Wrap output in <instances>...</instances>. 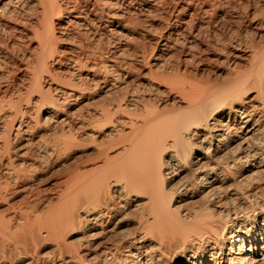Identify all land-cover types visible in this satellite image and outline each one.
Masks as SVG:
<instances>
[{"label":"bare ground","instance_id":"obj_1","mask_svg":"<svg viewBox=\"0 0 264 264\" xmlns=\"http://www.w3.org/2000/svg\"><path fill=\"white\" fill-rule=\"evenodd\" d=\"M3 1L0 56L21 54L0 68V264H264V49L215 29L257 13ZM215 33L224 81L206 76L217 51L200 45Z\"/></svg>","mask_w":264,"mask_h":264},{"label":"rangeland","instance_id":"obj_2","mask_svg":"<svg viewBox=\"0 0 264 264\" xmlns=\"http://www.w3.org/2000/svg\"><path fill=\"white\" fill-rule=\"evenodd\" d=\"M6 0H4L3 2H5ZM229 1H231V2H229ZM237 2V3H236ZM238 2H239V4H238ZM245 2V3H244ZM263 2V3H262ZM225 6H227V8L225 7V6H222L221 8V10L222 11H224L226 14H227V16L228 17H234V16H236V15H238L237 17H242V16H244L243 14H244V12H246V9H248L249 10V12H251V14H256L255 16H257L255 19H257L258 21L260 20L261 22H259V24H260V26H259V24L258 25H255V24H257L256 22H254V23H251V22H248V21H246V20H244V19H241V20H244V22L243 21H241V20H239V19H233L232 18V20H229V22H222V23H220L221 22V20H219L218 21V23L215 25V29L216 28H218V29H216V30H219V31H217L219 34H221V35H225L226 36V34H227V32H228V34H227V36L229 35V33H231V27H233V28H237L239 31H241V32H243L242 33V38H241V40H242V42L244 43V42H246L245 44H243L244 46H246L247 45V43L251 40V38L253 37L254 38V42H256V44H257V42H259L257 45V47H258V49H260V48H262V49H264V11H262L263 9H264V0H227V2H226V0H223V2H222ZM226 3H231V4H226ZM234 3V4H233ZM236 4V5H235ZM235 5V6H234ZM261 5V6H260ZM230 6H233V7H230ZM236 6H238V7H236ZM244 6H246V7H244ZM260 6V7H259ZM224 8V9H223ZM230 8V9H229ZM262 8V9H261ZM234 9V10H233ZM238 9V10H237ZM245 11H244V10ZM226 10V11H225ZM27 13V15H25V17H27L29 20H33L32 18L33 17H35V15L33 14V15H31L32 13H31V11L29 10H25ZM236 12H239L238 14L236 13ZM261 12H263V13H261ZM219 13H221V11H219ZM228 13H230V15L228 14ZM231 13H233V14H235V15H233V14H231ZM241 13V16L239 15ZM259 13H260V15H259ZM217 15H219V14H217ZM261 16H262V18H261ZM234 20V21H233ZM238 20V21H237ZM256 20V21H257ZM15 21V20H14ZM14 21L13 20H10V22H9V24H11V25H13V23H14ZM237 21V22H236ZM257 21V22H258ZM242 23V25H241V23ZM246 22H248L247 24H248V26H247V24H245ZM230 23V24H229ZM236 23V24H235ZM218 24H220L219 25V27H218ZM232 25V26H231ZM238 25V26H237ZM245 25V26H244ZM251 25H252V27H251ZM254 25L255 26H257V27H254ZM217 26V27H216ZM223 26V27H222ZM237 26V27H236ZM227 27H230V28H227ZM239 27V28H238ZM247 28V29H246ZM223 29V30H222ZM227 30H229V31H227ZM244 30H246V31H244ZM254 33H253V32ZM245 32V33H244ZM252 32V33H251ZM233 34H234V32H232ZM240 33V32H239ZM248 34L251 38H249L248 39V37H247V35H245V34ZM138 34V35H137ZM216 34V33H215ZM233 34H232V36H233ZM244 34V35H243ZM254 34V35H253ZM134 36L136 37V39L134 40V43L138 46V48H142V47H144L146 44H147V41L146 40H144L143 41V39H140L141 37H140V33L139 32H137V33H135L134 34ZM138 36V37H137ZM207 35H205V36H201V38H200V45H201V47L202 48H205V50H207L206 48H208L209 49V51L211 52H213V50H216L217 52H214L215 54H216V56H217V59L219 60H217L218 62H216V60H213L212 62H210V63H208L209 65V67H208V69H212L211 71L209 70H207L209 73L208 74H206V76L207 77H211V78H213L212 80L213 81H217V78H218V81H224L223 79H226L225 77H228L227 76V74H228V66H227V64H226V61H224V62H220V61H222V60H224V58H225V56L227 55V52H222L221 51V53L219 52V44H220V38L221 37H219V35H214V34H211L210 36L211 37H206ZM246 36V37H245ZM6 37V36H5ZM28 37H30L31 38V40L29 41V38ZM204 37H205V39H204ZM215 38V39H213V38ZM217 37V38H216ZM218 37H219V40H218V42H217V39H218ZM234 37H235V35H234ZM240 37H241V33H240ZM244 37L247 39H244ZM207 38H210V39H208L207 40ZM212 38V39H211ZM252 38V39H253ZM6 39H9L8 37H6ZM34 38H32L31 37V35H28V36H26L25 38L23 37L21 40H20V43L22 44V46H20V48L22 49V51L23 50H25V51H23L25 54H28L29 52V54H33V53H35V39L33 40ZM202 40H203V42H202ZM210 40V42H208ZM244 40V41H243ZM246 40V41H245ZM33 41V42H32ZM146 41V42H145ZM145 42V43H144ZM210 43V44H209ZM217 43V45H215V44ZM0 44H1V42H0ZM210 46H209V45ZM211 44H213V45H211ZM24 45V46H23ZM208 46V47H207ZM213 46V47H212ZM218 46V47H217ZM211 47V48H210ZM216 47V48H215ZM256 47V48H257ZM260 47V48H259ZM24 48V49H23ZM213 48V49H212ZM28 49V50H27ZM10 50H11V52H10V54L9 55H11L12 56V54H14V57L15 58H12L11 56V58L9 57V55H8V57L10 58H2L1 56H0V60H1V67L0 68H2V69H4V70H6V69H10L11 67H12V65L11 64H13V62L14 61H17V59H16V57L18 58L19 57V55L21 54V50L20 51H18V49H16V48H10ZM231 50V49H230ZM14 51V52H13ZM17 51H18V53H17ZM232 52H236V53H243V50L240 52L239 50H236V51H234V50H231ZM32 52V53H31ZM229 52V51H228ZM1 55V54H0ZM15 55H18V56H15ZM173 56V57H172ZM219 56V57H218ZM172 57V58H171ZM174 58V55H171V56H169V59L170 60H172ZM223 58V59H222ZM7 59V60H6ZM16 59V60H15ZM3 60V61H2ZM4 61H6V62H4ZM249 61V58H247V59H244L243 60V62L242 61H239V63H241V64H237L238 65V67L242 70H246L247 69V67L249 66L248 64H247V62ZM4 64V65H3ZM7 64V65H6ZM223 64H226V65H223ZM212 65H214L213 67H212ZM217 65V66H216ZM224 66V67H223ZM6 67V68H5ZM211 67V68H210ZM227 68V69H226ZM215 69V70H214ZM222 69V70H221ZM239 69V70H240ZM244 70V71H245ZM213 71V72H212ZM227 71V72H226ZM211 72V73H210ZM217 72V73H216ZM205 73H207V72H205ZM224 73H226V74H224ZM210 74V75H209ZM64 75V74H63ZM135 75H136V73H135ZM145 75V74H144ZM209 75V76H208ZM215 75V76H214ZM205 76V77H206ZM142 77H145L146 78V75L145 76H143V75H141V78ZM206 77V78H207ZM220 77V78H219ZM138 78H140V76H138ZM211 78H209V80H211ZM144 79V78H143ZM219 79H222V80H219ZM10 81H11V77H1L0 78V86H6V85H10L11 83H10ZM2 84V85H1ZM84 107V106H83ZM82 107V109H83V111L82 112H84L85 110V108H83ZM37 140V139H36ZM24 156H26V157H24ZM23 157L24 158H27V160H30V156H29V154L27 153L26 155H24ZM28 156H29V158H28ZM52 183L51 182H49L48 183V186H50V187H52L53 185H51ZM261 185H263V184H261ZM54 187V186H53ZM263 193H264V191H263ZM263 193H261V195H260V193H258V196H263ZM257 196V197H258ZM262 199L264 198V196L263 197H261ZM2 209H0V215H2V214H6L7 215V211H5V209H3L2 211H1ZM4 211V212H3Z\"/></svg>","mask_w":264,"mask_h":264}]
</instances>
